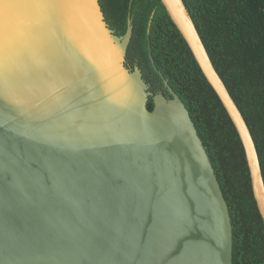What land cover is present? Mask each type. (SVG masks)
<instances>
[{"label":"water","instance_id":"1","mask_svg":"<svg viewBox=\"0 0 264 264\" xmlns=\"http://www.w3.org/2000/svg\"><path fill=\"white\" fill-rule=\"evenodd\" d=\"M241 141L183 0H160ZM98 0H0V264H232L227 202L184 103L128 68ZM149 97L152 108H147Z\"/></svg>","mask_w":264,"mask_h":264},{"label":"trees","instance_id":"2","mask_svg":"<svg viewBox=\"0 0 264 264\" xmlns=\"http://www.w3.org/2000/svg\"><path fill=\"white\" fill-rule=\"evenodd\" d=\"M107 26L131 37L124 64L153 92L179 96L206 149L232 229V264H264V224L239 136L160 0H98ZM252 136L264 182V0H183ZM147 108H152L149 97Z\"/></svg>","mask_w":264,"mask_h":264}]
</instances>
